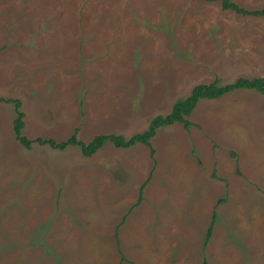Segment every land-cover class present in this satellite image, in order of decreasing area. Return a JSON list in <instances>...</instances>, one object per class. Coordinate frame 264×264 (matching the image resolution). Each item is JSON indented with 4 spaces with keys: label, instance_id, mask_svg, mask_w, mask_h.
Instances as JSON below:
<instances>
[{
    "label": "rangeland",
    "instance_id": "rangeland-1",
    "mask_svg": "<svg viewBox=\"0 0 264 264\" xmlns=\"http://www.w3.org/2000/svg\"><path fill=\"white\" fill-rule=\"evenodd\" d=\"M242 76L264 77V18L220 0H0V98L22 101L32 139L129 137L195 85ZM16 116L0 101V264H264L261 93L201 99L153 156L28 149Z\"/></svg>",
    "mask_w": 264,
    "mask_h": 264
},
{
    "label": "trees",
    "instance_id": "trees-1",
    "mask_svg": "<svg viewBox=\"0 0 264 264\" xmlns=\"http://www.w3.org/2000/svg\"><path fill=\"white\" fill-rule=\"evenodd\" d=\"M214 1V0H209ZM222 7L226 10H233L237 13L243 15H254L262 16L264 18V8L259 9H248L233 0H220ZM239 89H249L255 90L261 93L264 96V77L255 76V77H238L236 80L230 83H220L218 80H214L209 83H200L193 87L191 93L184 99L177 100L171 111L167 114H158L153 117L147 127L143 132L133 134L129 137H126L121 134H98L92 141L85 142L83 140L70 138L68 140L58 141L54 138H29L27 137L23 129L25 127V112L21 109L22 101L18 98H0V101L13 102L15 104V110L17 116L14 121V131L17 140L24 145L26 148L30 149L35 143L39 145H47L51 148L58 150H65L68 146H79L81 152L85 156H92L98 150H100L107 142L113 143L116 147L119 148H128L134 146L137 143H144L151 149V155L153 156L155 150L152 146V139L156 135L157 131L169 125H172L176 122L182 123L186 128H189L192 124V121L188 118L194 109L196 108L198 102L203 98L215 99L223 96L225 93L230 91L239 90ZM151 176V175H150ZM149 176V177H150ZM145 182L141 187V196L138 200L140 202L143 199L142 192L146 186ZM216 212L213 215L212 224L209 228L208 237H211L212 226L216 219ZM206 263V260L204 261Z\"/></svg>",
    "mask_w": 264,
    "mask_h": 264
}]
</instances>
